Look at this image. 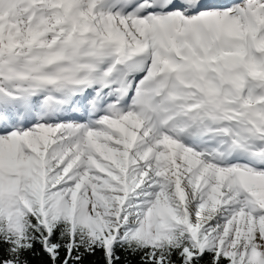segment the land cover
Instances as JSON below:
<instances>
[{
	"label": "snow or ice",
	"instance_id": "1",
	"mask_svg": "<svg viewBox=\"0 0 264 264\" xmlns=\"http://www.w3.org/2000/svg\"><path fill=\"white\" fill-rule=\"evenodd\" d=\"M0 264H264V0H0Z\"/></svg>",
	"mask_w": 264,
	"mask_h": 264
}]
</instances>
